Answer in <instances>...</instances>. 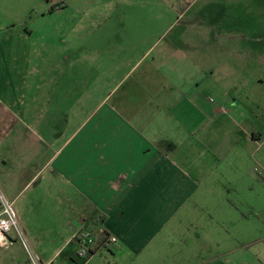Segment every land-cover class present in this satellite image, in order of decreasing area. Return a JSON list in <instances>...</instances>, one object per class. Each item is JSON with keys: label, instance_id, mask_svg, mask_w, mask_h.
Here are the masks:
<instances>
[{"label": "crops", "instance_id": "crops-1", "mask_svg": "<svg viewBox=\"0 0 264 264\" xmlns=\"http://www.w3.org/2000/svg\"><path fill=\"white\" fill-rule=\"evenodd\" d=\"M33 1L0 0V191L13 202L33 254L44 264H74L78 236L88 231L98 249L91 258L114 249V264H264L263 225L258 234L248 220L232 233L247 219L227 218L202 199L204 190L235 183L226 179L230 171L257 180L247 170L260 162L252 151L263 136L257 115L243 110L242 99L221 91L213 100L202 90L214 70L197 66L185 83L175 74L179 62L160 57L151 101L133 108L108 99L80 123L82 91L50 90V42L41 29L35 39L28 23L33 11L46 18L50 4ZM57 73L59 81L62 67ZM226 124L234 126L231 138L220 141ZM52 223L60 225L59 240L43 244ZM110 236L119 246H105ZM18 244L10 234L0 264H32L17 257Z\"/></svg>", "mask_w": 264, "mask_h": 264}, {"label": "rangeland", "instance_id": "rangeland-1", "mask_svg": "<svg viewBox=\"0 0 264 264\" xmlns=\"http://www.w3.org/2000/svg\"><path fill=\"white\" fill-rule=\"evenodd\" d=\"M44 2L50 4L47 17L42 20L33 11L28 23L35 32V39L41 29L50 42V90L61 85L62 91H82L80 123L94 110H100L108 99L110 106L121 99L133 108L151 101L156 91V74L152 68L160 57L171 59L173 65L179 62L175 74L185 83L190 70L194 74L198 72L197 66L205 72L207 68L210 72L214 70V78L201 80L202 90L209 91L213 100L222 97L221 91L232 101L242 99L243 110L257 115L263 136L261 145L252 146V151L260 162L247 168L248 173L251 170L256 174L257 180H252L251 184L244 172L242 179H237L230 171L226 179L235 177V183L228 186L227 181L224 191L218 189L212 194L204 190L202 199L215 205L227 218L247 219L233 225L232 233L244 231L252 221L251 225L260 234L262 225L264 227V84H261V79L264 80V0ZM16 16L21 19L19 14ZM187 40L198 41L204 47H185ZM250 50L256 52V57L250 55ZM61 67L63 75L58 81L57 71ZM240 86H245L243 96L238 91ZM111 92L113 98L109 97ZM227 117L220 116V121ZM233 129L230 124L219 129L218 140L230 139ZM208 143L213 145V135ZM22 230L31 246L23 226ZM45 230L43 244L51 245L59 240V224H48ZM22 246L18 244L16 255L24 262L29 255ZM113 250L105 249L90 259L76 253L74 264L117 263L116 258H111Z\"/></svg>", "mask_w": 264, "mask_h": 264}, {"label": "built area", "instance_id": "built-area-1", "mask_svg": "<svg viewBox=\"0 0 264 264\" xmlns=\"http://www.w3.org/2000/svg\"><path fill=\"white\" fill-rule=\"evenodd\" d=\"M0 205L2 211L0 215V246L4 245L8 239V236L14 233L16 235L17 240L22 242L24 248L28 252L29 260L31 261V263L44 264L37 256L33 254L31 247L28 244V240L22 230V226L19 221L13 202L10 201L1 191ZM78 238L79 251L84 257L85 255H87V253L94 249L96 241L93 238L92 234L88 231L81 233ZM105 246H119V241L117 237L110 236Z\"/></svg>", "mask_w": 264, "mask_h": 264}, {"label": "trees", "instance_id": "trees-1", "mask_svg": "<svg viewBox=\"0 0 264 264\" xmlns=\"http://www.w3.org/2000/svg\"><path fill=\"white\" fill-rule=\"evenodd\" d=\"M97 248H95V249H93V250H91L89 253H87V255H85L84 257L85 258H87V259H90L96 252H97ZM79 256L80 257H83L82 255H81V253H79Z\"/></svg>", "mask_w": 264, "mask_h": 264}]
</instances>
